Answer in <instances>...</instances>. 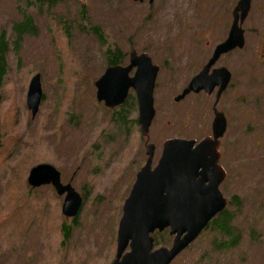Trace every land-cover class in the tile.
I'll list each match as a JSON object with an SVG mask.
<instances>
[{
	"label": "rangeland",
	"instance_id": "rangeland-1",
	"mask_svg": "<svg viewBox=\"0 0 264 264\" xmlns=\"http://www.w3.org/2000/svg\"><path fill=\"white\" fill-rule=\"evenodd\" d=\"M56 1L0 0V264H113L122 203L146 145H155V166L165 139L210 134L215 109L227 122L221 187L242 235L238 246L215 253L206 228L171 264H264V0L251 1L241 51L215 64L232 73L219 99L200 92L180 101L174 96L227 36L236 0ZM27 14L34 28L15 43L14 24ZM112 49L121 50L124 65L136 50L160 67L147 137L129 122L136 107L119 124L120 108L95 98L94 81ZM35 73L43 95L32 117L25 100ZM41 162L82 195L75 220L61 213L63 195L27 184L30 167ZM63 224L73 226L68 239Z\"/></svg>",
	"mask_w": 264,
	"mask_h": 264
},
{
	"label": "water",
	"instance_id": "water-1",
	"mask_svg": "<svg viewBox=\"0 0 264 264\" xmlns=\"http://www.w3.org/2000/svg\"><path fill=\"white\" fill-rule=\"evenodd\" d=\"M143 1V0H133ZM150 3L153 0H149ZM251 0H239L235 13L241 11L240 21L250 10ZM244 46L243 30L235 18L227 37L215 46L214 52L202 69L186 87L174 97L175 101L188 93L204 90L211 93L216 86V99L228 86L231 73L224 67L211 66L224 54ZM134 73L130 75L131 70ZM159 67L152 64L146 53L131 51L127 65H111L95 80V96L108 108L122 104L133 90L137 100L140 132L147 137L155 116L154 88ZM42 98L40 74L30 79L26 104L32 116L38 111ZM224 113L215 109L211 135L200 141L168 138L163 141L161 155L152 168L155 146H146L147 159L136 174L129 195L122 207L117 229V246L113 264H169L205 229L216 214L225 210L227 199L219 189L224 171L218 163L220 137L226 131ZM27 182L32 187L51 184L57 194L65 197L62 213L75 217L82 205V196L71 186L63 184L60 172L49 163H38L28 172ZM169 228L174 235L170 247H154L152 233ZM126 248L129 251L125 250Z\"/></svg>",
	"mask_w": 264,
	"mask_h": 264
},
{
	"label": "trees",
	"instance_id": "trees-1",
	"mask_svg": "<svg viewBox=\"0 0 264 264\" xmlns=\"http://www.w3.org/2000/svg\"><path fill=\"white\" fill-rule=\"evenodd\" d=\"M38 3L45 2V0H37ZM46 2H49L50 5L56 4L57 1L55 0H46ZM35 4V3H31ZM14 30H15V43L16 41L20 40L22 36L25 33H30L31 30H33V25H32V17L31 15H25L24 18L14 24ZM95 28V27H94ZM0 53L3 57H5V41L4 37H0ZM108 54V59L107 63L112 65V64H119L121 62L120 56L112 49L107 51ZM5 60V59H4ZM2 60V61H4ZM1 61V62H2ZM136 107L135 104V99L132 95L128 97L124 105H122L121 112L122 114L117 118V122L119 124L125 123V117H127L133 108ZM134 122L136 123V119H133ZM133 123V121H129ZM232 202H233V198ZM239 200V201H238ZM240 199L236 198V203L239 205ZM235 219V214L232 213L231 211L225 209L221 213L217 214L208 224L207 230L206 231H211L213 234L212 241L210 243V250H212L215 253H224L232 248L238 246L240 237L242 235L241 230L236 226L234 223ZM71 227L73 226H65V224L62 225L61 231H62V237L63 239H68L71 234ZM171 240L170 236L168 235L167 232L163 233H156L155 236V244L160 245V244H167Z\"/></svg>",
	"mask_w": 264,
	"mask_h": 264
},
{
	"label": "flooded vegetation",
	"instance_id": "flooded-vegetation-1",
	"mask_svg": "<svg viewBox=\"0 0 264 264\" xmlns=\"http://www.w3.org/2000/svg\"><path fill=\"white\" fill-rule=\"evenodd\" d=\"M237 2H238V0H236L235 1V3H234V5H233V7H232V9H231V12H230V15H231V23H230V26H229V29H230V27L232 26V24H233V22H234V19L237 17L238 18V20H239V18H240V11H237L236 13H235V6H236V4H237ZM248 16V15H247ZM247 16H246V18H247ZM245 18V19H246ZM245 19L244 20H242V21H240V26H241V28L244 30V27H243V23H244V21H245ZM244 36H245V30H244ZM115 51H118V52H121V50H118V49H114ZM213 50H214V47H213ZM239 51H241V49L239 50ZM212 53H213V51H212ZM212 53H211V55H212ZM210 58V57H209ZM209 58H208V60H209ZM220 59V58H219ZM207 60V61H208ZM206 61V62H207ZM121 62H122V60H121ZM120 62V63H121ZM203 66V65H202ZM202 68V67H201ZM200 70V69H199ZM200 93V92H199ZM220 145H221V141H220V144H219V151H220V153H221V157H220V164L222 165V167L224 168V170H225V177H224V180L221 182V184L220 185H222L225 181H226V177H227V170H226V168H225V166L221 163V159H222V151H221V148H220ZM222 189V188H221ZM223 191V190H222Z\"/></svg>",
	"mask_w": 264,
	"mask_h": 264
},
{
	"label": "bare ground",
	"instance_id": "bare-ground-1",
	"mask_svg": "<svg viewBox=\"0 0 264 264\" xmlns=\"http://www.w3.org/2000/svg\"><path fill=\"white\" fill-rule=\"evenodd\" d=\"M133 51H136V50H133ZM146 54L149 56V58H150V60H151V63L152 64H155L154 62H153V60H152V58H151V56L146 52ZM225 133V132H224ZM196 140V139H195ZM197 142H198V140H196ZM200 141V140H199ZM152 167H154L153 166V161H152Z\"/></svg>",
	"mask_w": 264,
	"mask_h": 264
}]
</instances>
